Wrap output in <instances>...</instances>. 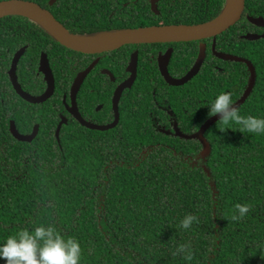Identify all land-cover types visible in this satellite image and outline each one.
Instances as JSON below:
<instances>
[{
    "label": "trees",
    "instance_id": "trees-1",
    "mask_svg": "<svg viewBox=\"0 0 264 264\" xmlns=\"http://www.w3.org/2000/svg\"><path fill=\"white\" fill-rule=\"evenodd\" d=\"M34 1L51 11L71 33L91 35L123 28L198 24L218 16L226 0H159L155 14L148 0ZM247 16L264 18V0H245L240 20L215 37L203 39L206 59L198 73L172 86L160 75L156 57L173 47L168 70L182 77L195 63L201 41L124 45L100 55L82 84L77 104L83 118L97 124L114 119L112 95L125 77L130 53L138 51L137 78L121 95L117 125L108 130L82 126L65 109L78 72L93 56L73 51L39 24L19 15L0 18V241L18 231L52 225L65 239L80 242V264H264V134L236 131L219 120L202 142L187 137L208 116L207 104L220 92L241 115L264 117V37ZM28 45L17 67L23 90L45 89L37 62L44 51L54 77V94L29 103L9 78L12 56ZM216 52L238 60H227ZM29 59L31 65H26ZM107 67L116 82L100 71ZM250 67L252 69H250ZM97 105L101 109L96 111ZM62 117L67 123L56 129ZM21 134L38 124L31 141ZM231 127L221 132L220 129ZM236 204L246 215L231 219ZM198 220L179 227L186 215ZM187 245L191 259L173 253ZM0 264L4 261L0 260Z\"/></svg>",
    "mask_w": 264,
    "mask_h": 264
},
{
    "label": "water",
    "instance_id": "water-1",
    "mask_svg": "<svg viewBox=\"0 0 264 264\" xmlns=\"http://www.w3.org/2000/svg\"><path fill=\"white\" fill-rule=\"evenodd\" d=\"M56 0H50L49 4L53 5ZM158 0H150L152 10L156 11ZM226 0V4L221 13L215 18L198 23V24H171V25H153L138 28H123L109 32H102L91 35H77L71 33L62 23H60L53 14L46 8H43L34 1L29 0H1L0 1V18L8 15H19L29 18L30 20L39 24L44 30H46L55 40L59 43L67 46L76 51L85 53H96L103 51H110L121 47L122 45L129 43H170L181 41H194L202 40L209 37H215L222 33L230 26L234 25L244 12L245 0ZM248 21L252 24L264 29V18L261 16L252 17L247 16ZM106 36L104 38H100ZM247 40H256L264 37V31L261 34L246 33L242 36ZM206 46L204 43H200L199 52L194 65L191 69L182 77H172L168 72V62L171 55V49H168L163 55L158 57L159 71L164 80L172 86L182 85L192 77H194L200 70L205 57ZM22 51L15 54L11 68L8 71L9 78L14 90L25 100L31 103H42L49 99L54 93V78L50 66L48 64L46 55H42L40 59L39 71L44 74L46 81L45 91L37 96H32L24 92L17 81L16 63ZM217 54L225 59L238 60L237 57L217 52ZM93 65H90L83 72L79 73L74 80L70 95L71 105L67 106V111L82 125L89 129L94 130H108L115 127L119 121L120 115L118 110V104L123 91L127 88H131L137 73V53L132 55L131 62L128 66V71L131 73L130 77L119 84L113 93L112 97V109L114 112V119L111 123L96 124L85 120L79 113L76 94L80 88L83 79L92 69ZM250 69H252L250 67ZM109 73L108 71H105ZM254 75L252 74L251 81L242 94V96L234 103L235 106H240L241 103L248 96L253 88ZM219 120V116H212L205 121L198 131L187 137L196 138L202 142L205 150H208L209 144L204 137V132L209 125ZM67 122V119L63 117L59 122L56 129V137H59L61 126ZM10 132L19 141H31L38 133V124H36L29 134H21L16 129L14 121L10 122Z\"/></svg>",
    "mask_w": 264,
    "mask_h": 264
},
{
    "label": "clouds",
    "instance_id": "clouds-1",
    "mask_svg": "<svg viewBox=\"0 0 264 264\" xmlns=\"http://www.w3.org/2000/svg\"><path fill=\"white\" fill-rule=\"evenodd\" d=\"M208 116H219L224 125L235 124L241 133L264 134V117L241 115L229 92L218 93L207 105ZM231 129L225 127L221 132ZM231 216L233 221L243 218L248 212V205L236 204ZM198 218L186 214L179 222L182 229H190ZM183 254L191 259L187 245H180L173 255ZM82 250L80 242L74 238L65 239L54 226L39 225L32 230L24 229L0 241V260L4 264H80Z\"/></svg>",
    "mask_w": 264,
    "mask_h": 264
},
{
    "label": "flooded vegetation",
    "instance_id": "flooded-vegetation-1",
    "mask_svg": "<svg viewBox=\"0 0 264 264\" xmlns=\"http://www.w3.org/2000/svg\"><path fill=\"white\" fill-rule=\"evenodd\" d=\"M1 1V0H0ZM50 1V0H49ZM149 1V3H150V8H151V2H150V0H148ZM56 2V1H55ZM54 2V3H55ZM158 2H159V0L157 1V3L156 4H158ZM50 5V4H49ZM51 6V5H50ZM47 9V8H46ZM49 10V9H48ZM151 10H152V8H151ZM50 11V10H49ZM155 14H159V10H158V8L156 9V11H154V10H152ZM51 12V11H50ZM54 16V15H53ZM24 17V16H23ZM240 20V19H239ZM168 25H171V24H168ZM254 25V24H253ZM256 26V25H255ZM256 27H258V26H256ZM259 28H261V27H259ZM263 29V28H262ZM263 31H264V29H263ZM263 31H262V33H263ZM256 33V32H255ZM257 34H261V33H257ZM243 36V35H242ZM210 38V37H209ZM206 39V38H205ZM203 40V39H202ZM202 40H194V41H201L200 43H204ZM181 42H185V41H181ZM170 43H174V42H170ZM200 43H199V45H200ZM61 44V43H60ZM130 44H133V45H138V44H143V43H129V44H125V45H130ZM205 44V43H204ZM63 45V44H62ZM63 46H65V45H63ZM122 46H124V45H122ZM205 46H206V44H205ZM28 47V45H23V46H21L17 51H15L14 52V54H13V56H12V59H11V62H10V68H11V65H12V61H13V58H14V56H15V54L17 53V52H19V51H22V53L20 54V56L18 57V59H17V63H16V71H17V67H18V64H19V62H20V60L25 56V52H26V50L28 49L27 48ZM65 47H67V46H65ZM68 48V47H67ZM120 48V47H119ZM69 49H71V48H69ZM168 49H171V55H170V58H169V62H168V65H167V68H168V66H169V63H170V60H171V57H172V53H173V47H167V49H165V51L164 52H159L158 54H157V57H156V62H157V67H158V70H159V66H158V57L160 56V55H163ZM71 50H73V49H71ZM115 50V49H114ZM73 51H76V50H73ZM110 51H112V50H110ZM77 52H79V53H82V54H84V55H91V56H93V58H92V61L90 62V64L86 67V68H88L90 65H93V67H92V69L96 66V64L99 62V60H100V55L101 54H103V53H106V52H109V51H103V52H96V53H85V52H80V51H77ZM137 53V65H138V51L137 50H134V51H132L131 53H130V58H129V61H128V63H127V65L125 66V72H127V77H125V79H123L122 81H120V82H118L117 84H116V87L119 85V84H121L123 81H125L126 79H128L129 77H130V72L128 71V66H129V64H130V62H131V58H132V55L134 54V53ZM199 52V51H198ZM205 53H206V50H205ZM46 55V58H47V61H48V64H49V59H48V56H47V54L44 52V51H42L41 52V55H40V57H39V60H38V62H37V69H38V71H39V66H40V59H41V56L42 55ZM216 54H217V52H216ZM218 55V54H217ZM23 56V57H22ZM198 56V55H197ZM219 56V55H218ZM220 57V56H219ZM197 58V57H196ZM205 59H206V57H205ZM223 59H225V58H223ZM31 60L32 59H29L28 60V62L26 63V65L25 66H23V67H28V68H30L29 66L31 65ZM227 60H230V59H227ZM196 61V60H195ZM205 61V60H204ZM204 63V62H203ZM194 65V64H193ZM49 66H50V64H49ZM9 68V69H10ZM86 68H84L82 71H80V72H78L77 73V75L75 76V78L73 79V82H74V80L76 79V77L78 76V74L79 73H81V72H83ZM51 69V68H50ZM92 69L89 71V73L85 76V78L83 79V81H82V84L84 83V81L86 80V78H87V76L90 74V72L92 71ZM105 71H108L109 73H107V72H105ZM102 74H104V75H107L109 78H110V80L112 81V82H116L115 81V77H114V75H113V73L110 71V69L109 68H107V67H103L102 69H101V71H100ZM168 72H169V70H168ZM39 73H41L42 74V77H43V80H44V82H45V89H46V81H45V79H44V74L42 73V72H40L39 71ZM159 73H160V71H159ZM17 74V73H16ZM170 74V73H169ZM160 75H161V73H160ZM162 76V75H161ZM184 76V75H183ZM173 77V76H172ZM54 78V77H53ZM136 78H137V73H136ZM176 78H180V77H176ZM164 79V78H163ZM136 80V79H135ZM17 81H18V77H17ZM135 82V81H134ZM18 83H19V81H18ZM167 83V82H166ZM20 84V83H19ZM73 84V83H72ZM82 84H81V86H82ZM134 84V83H133ZM20 86H21V84H20ZM81 86H80V88H81ZM71 87H72V85H71ZM71 87H70V90H69V102H66V96L64 95L63 96V100H64V103H65V109H66V111H67V106H70L71 105V95H70V91H71ZM115 87V88H116ZM21 88H22V86H21ZM80 88L78 89V91H77V94H76V103H77V95H78V92H79V90H80ZM45 89H44V91H45ZM128 89V88H127ZM22 90H23V88H22ZM54 90H55V86H54ZM115 90V89H114ZM15 91V90H14ZM24 92H26V93H28V94H30V95H32V96H37V95H33V94H31L30 92H28V91H26V90H23ZM43 91V92H44ZM16 92V91H15ZM42 92V93H43ZM17 93V92H16ZM41 93V94H42ZM113 93H114V91H113ZM18 94V93H17ZM54 94V93H53ZM19 95V94H18ZM40 95V94H39ZM20 96V95H19ZM21 97V96H20ZM112 97H113V95H112ZM22 98V97H21ZM121 98V97H120ZM23 100H25L24 98H22ZM26 102H28L27 100H25ZM29 103H31V102H29ZM119 105V104H118ZM77 107H78V104H77ZM101 105H97L96 106V108H95V110L96 111H99L100 109H101ZM78 110H79V108H78ZM113 110V109H112ZM68 112V111H67ZM69 113V112H68ZM79 113H80V111H79ZM114 113V112H113ZM70 114V113H69ZM71 115V114H70ZM80 115H81V113H80ZM72 116V115H71ZM82 116V115H81ZM83 117V116H82ZM63 118V117H62ZM66 118V117H65ZM85 119V118H84ZM86 120V119H85ZM87 121H89V122H91V123H94V122H92V121H90V120H87ZM67 123V122H66ZM111 123V122H110ZM65 124V123H64ZM97 124V123H96ZM107 124V123H106ZM101 125V124H100ZM85 127V126H84Z\"/></svg>",
    "mask_w": 264,
    "mask_h": 264
},
{
    "label": "bare ground",
    "instance_id": "bare-ground-1",
    "mask_svg": "<svg viewBox=\"0 0 264 264\" xmlns=\"http://www.w3.org/2000/svg\"><path fill=\"white\" fill-rule=\"evenodd\" d=\"M231 1H232V0H230L229 3H231ZM104 37H106V36H103V37H100V38H104Z\"/></svg>",
    "mask_w": 264,
    "mask_h": 264
}]
</instances>
